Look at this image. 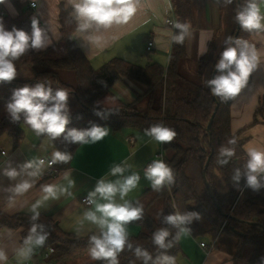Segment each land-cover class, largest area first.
<instances>
[{"label": "trees", "instance_id": "trees-1", "mask_svg": "<svg viewBox=\"0 0 264 264\" xmlns=\"http://www.w3.org/2000/svg\"><path fill=\"white\" fill-rule=\"evenodd\" d=\"M172 1H174L176 21L189 24L192 14L190 0ZM10 2L17 16L10 15L3 4H0V18H3L6 28L11 30L15 26L30 34L33 12L20 0H10ZM244 2L245 0H233L232 36L252 44L251 38L257 32L249 33L242 30L234 19L237 10ZM263 2L264 0H257L259 5ZM59 9L61 42L67 48V56L64 59L54 60L48 57L47 51L30 50L15 61L16 68L33 70L34 79L13 80L10 83L0 84V137L7 134L13 139L15 146L19 145L23 136V118L19 122H11L6 112V104L13 89L25 84L34 85L38 81L48 83L53 88H65L71 98L81 104L80 110L70 112L69 128L84 129L94 123L114 130L136 128L144 131L150 125L163 123L177 133L172 142L163 143L164 162L174 170L176 179L173 185L165 187L160 192L151 188L146 192V195L150 194L152 199L149 207L143 208L144 218L132 222L141 227L138 236L130 237L134 248L140 246L155 258L159 250L152 243L153 232L161 227H168L171 232L169 238L172 239L178 231L161 223V213L167 215L176 211L181 213L192 211L200 215L199 220L193 221L188 226L191 228L190 235L193 238L216 239L220 233H227L236 239L234 259L241 260L247 257V264H264V231L254 224L264 226V188L258 192L251 190L246 186L243 177L238 185L231 181L234 169L243 166L235 155L227 165L222 166L217 162L219 148L222 145L236 150L245 140L241 139V132L234 134L231 129L233 98L221 101L213 96L206 86L205 57L198 62V75L193 82L192 79L181 74L180 66L187 60L186 35L183 44L173 42L167 70L158 64L141 67L123 59H114L97 71L74 41L76 20L72 16V9L65 8L63 4H60ZM178 31L175 28L174 35ZM218 58L219 55L217 60ZM61 72H73L76 85L65 84L60 79ZM124 78H130L149 87L145 115L134 109L133 105L125 107L130 112L98 109V101L116 82ZM251 81L252 74L248 85ZM97 111L103 115H96ZM213 116L211 131L207 133L206 128ZM258 117H264V97L256 110L253 125L260 123ZM39 138L48 137L39 136ZM229 140H235L236 143L230 145ZM51 142L56 150L70 153L72 159L81 146V144H68L62 138ZM72 159L68 163L57 162L55 166L61 170L67 169L71 166ZM157 204H161L160 214H151V208ZM32 216L26 213L15 216L0 213V231L22 229L21 244L27 245L25 241L32 224H42L49 235L45 244L39 248L47 251L45 258L47 264H76L79 260L90 258L88 241L93 234L78 236L62 230L51 216L39 215L35 221L32 220ZM180 236L174 241V246L167 250V254L175 258V264H178L182 253ZM118 259L119 264H142L141 260L136 259L134 252L128 249L120 253ZM90 264H104V262L92 260Z\"/></svg>", "mask_w": 264, "mask_h": 264}, {"label": "crops", "instance_id": "crops-1", "mask_svg": "<svg viewBox=\"0 0 264 264\" xmlns=\"http://www.w3.org/2000/svg\"><path fill=\"white\" fill-rule=\"evenodd\" d=\"M20 2L31 9L33 17L40 21V26L47 31V39L51 42L45 49L34 51H47L50 59H64L67 56V48L61 42L59 6L63 4L65 8H71L67 5L66 0H20ZM32 3H35L36 7L32 8L30 6ZM223 3V0H190L192 14L189 20L200 23L201 27L195 31L191 27L189 28L187 63L192 61L198 64L205 57V82L212 68L214 72L217 57L224 46L221 41L213 52L209 49L213 45L210 37L219 30L224 31V19L226 15L230 16L231 4H228V13V10L225 12ZM3 6L10 15L17 16L10 0H6ZM172 7V0H139L136 13L127 24L114 25L110 29L82 34L77 31L76 22L73 38L97 71L114 59H123L141 67L158 64L167 70L173 44L171 38L174 36L175 30V26H171L167 22L174 19L177 23ZM259 7L264 13V3H261ZM251 43L261 54V64L252 73L250 85L233 97L231 105V129L234 134L244 131L241 139L245 142L240 147L244 154H246L247 146H264V117H258L260 123L253 125L256 110L264 97V33L257 32L251 38ZM150 44H152V50L148 51ZM205 49H207L206 53L212 52L211 56L206 58V53L199 54ZM29 75V79L18 78L16 80H33V71ZM60 79L70 86L76 85V77L73 72H61ZM148 90L147 85L130 78H124L111 87L109 92L98 101L97 107L100 110L130 112L125 107L133 105L134 109L136 108L142 115H145ZM72 100H74L73 97ZM75 102L80 109L79 101ZM107 128L110 129L109 135L104 139L96 143L81 145L77 149L69 168L61 170L55 166L57 172H49L48 167L43 165L37 177H28L26 174H22L18 181L29 180L32 186L20 193L14 190V185L18 181L10 180L4 176L2 174L3 167L8 162L18 168L19 165L27 161H39L43 158L51 160L52 153L56 151V148L48 138L40 139L24 122L22 123L23 136L18 146L14 145L13 139L7 134L1 136L0 213L8 216L21 213L33 215L32 206L40 201L42 203L37 208L40 215L51 216L58 222L62 230L83 237L97 234V226L84 219V213L93 210L94 206L85 207L81 200L94 189L99 179H117L110 175L109 170L114 164L125 162L130 168L124 175L136 172L141 177L138 186L127 195L126 199L133 204L143 205V208L149 207L152 196L146 195V192L151 188V185L144 178V169L161 152L163 143H158L145 136L144 131L140 129L114 130L110 127ZM252 137H256L257 142L252 141ZM247 138H250L251 141H247ZM2 152H5V155H2ZM236 158L240 162L238 154ZM243 159L245 157H241V160ZM240 164L243 163L240 162ZM46 185H55L58 189L63 188L66 191L59 194L58 199L45 201L43 200L45 195L43 187ZM117 201L122 202L119 201V196H117ZM128 232L130 237H136L141 232V227L138 224L130 223ZM21 233L22 229L0 231V253L6 257L0 261V264H47L45 259L47 251L33 247L32 252L28 254L29 245L21 244ZM223 234L220 233L216 239L210 237L197 239L190 234H181L182 253L178 264H238L237 262L240 260L234 259L236 239H232L231 235L232 238L224 237L222 239ZM192 238L196 244L193 243ZM209 238L211 243H206ZM212 245H214L213 249L206 253L205 249Z\"/></svg>", "mask_w": 264, "mask_h": 264}, {"label": "clouds", "instance_id": "clouds-1", "mask_svg": "<svg viewBox=\"0 0 264 264\" xmlns=\"http://www.w3.org/2000/svg\"><path fill=\"white\" fill-rule=\"evenodd\" d=\"M225 5L232 4L233 0H223ZM6 0H0V4ZM72 9V16L77 22V31L90 34L92 31L110 29L114 25L127 24L137 11L139 0H66ZM35 6V4H33ZM235 22L240 28L249 33H264V13L261 12L257 0H245L235 15ZM175 28L178 33L172 36L176 44H183L189 32L190 25L177 22ZM31 33L13 26L8 30L3 18H0V84L12 82L17 77L15 61L30 50L45 49L51 42L47 39V31L40 26L35 17L31 21ZM205 49L199 53L203 55ZM261 64V54L255 45L246 40L228 36L224 40L223 50L214 67L217 74L207 80L206 86L211 94L221 101L236 97L248 85L249 77ZM69 92L65 88H53L50 84L36 82L34 85L25 84L13 89L11 97L6 104V112L11 122L16 123L23 118L24 124L38 136H47L51 140L62 138L68 144L87 145L101 141L109 135L110 129L97 124L88 128H69L70 109ZM96 115L102 116L99 111ZM144 135L158 143H170L177 133L174 129L163 123H156L144 129ZM235 140L228 144L234 145ZM247 159L242 167L234 169L231 181L238 185L243 177L246 186L258 192L264 188V146L251 145L246 149ZM235 155L232 147L221 146L218 154V164L227 165ZM72 156L66 151L52 153L50 163H68ZM44 165L43 160L27 161L19 167H13L10 162L3 167L2 174L10 180L18 181L22 174L28 177H37ZM130 168L127 163L114 164L109 172L115 180L101 178L97 181L86 200L94 206L93 210L84 213V219L97 226L98 233L89 237V256L93 261H102L104 264H119V255L125 249L132 250L136 259L142 264H175V258L167 254V250L174 246V241L181 234H190L188 227L195 220L200 219L197 212H179L164 215L161 213V223L177 229L176 236L170 239L171 232L168 227H161L153 232L152 243L159 250L153 258L146 249L136 246L134 248L128 232V225L144 218V209L141 204H133L126 199L127 195L135 189L141 179L139 173L132 172L124 175ZM144 178L150 182L151 189L160 192L165 187L175 183L174 170L162 159L153 160L144 169ZM29 180H19L14 185L17 193L24 192L31 187ZM66 191L58 189L55 185L43 187L45 193L43 200L58 199L59 194ZM119 196V201H117ZM102 201V202H100ZM42 202L32 206V220L39 218L37 208ZM49 233L42 224L33 223L25 243L29 245L27 253L33 247H42L48 239ZM6 259L0 253V261Z\"/></svg>", "mask_w": 264, "mask_h": 264}, {"label": "rangeland", "instance_id": "rangeland-1", "mask_svg": "<svg viewBox=\"0 0 264 264\" xmlns=\"http://www.w3.org/2000/svg\"><path fill=\"white\" fill-rule=\"evenodd\" d=\"M173 3H174V1H172V6H173ZM223 6H224L225 12L228 10V13H229L228 5H225L223 3ZM172 8H174V7H172ZM223 24H224V31H219V32L217 31V32H215V34H213L210 37L213 45L211 47H209V49H211L212 52L216 49V47H218L220 45L218 43H221V41H222V44H224V40L228 36H232L233 29H234L233 13H232V4H231L230 16L229 15H226ZM189 25L192 28V30H194V31L197 30V29H199L201 27L200 23H196L194 21H189ZM63 45H65V44L63 43ZM212 52L210 51V52L206 53L205 54L206 58H207V56L208 57L211 56ZM197 65H198L197 63H193L192 61H188V63H187V60L184 61L181 64V66H180L181 74L184 75V76L186 75V77L189 78V79H192L191 82H193L194 79L198 75V67H197ZM31 71H33V70H31L30 68H17V77H16V79H18V78L29 79L30 78L29 73H31ZM212 72H213V68L211 69V71H210V73H209V75L207 77V80L211 79ZM68 103H69L70 112H77L78 110H80V109H78L79 107L76 106L77 104L72 100L71 96H69V102ZM243 132H241V135H243ZM249 140H250V138H247V141H249ZM251 140L257 142V138L256 137H252ZM235 154H236V156H237V154H238V156H240V162H242L244 164L245 161H246V159H247V155L243 153V151H242V149L240 147L235 150ZM241 157L242 158L245 157V159L241 160ZM160 212H161V204H157L156 206H153L151 208V214H157L158 215V214H160ZM224 237L230 238L231 236L229 234H225L224 233L222 235V239H224ZM197 239H200V238H197ZM211 239L209 238L208 240H206L207 241L206 243H211L210 242ZM232 239H235V238L233 237ZM192 241H193L194 244H196L193 238H192ZM218 246L220 247V244ZM90 263H92V259H90V258H86V259L79 260V261L76 262V264H90ZM237 263L238 264H247V257L241 259Z\"/></svg>", "mask_w": 264, "mask_h": 264}, {"label": "built area", "instance_id": "built-area-1", "mask_svg": "<svg viewBox=\"0 0 264 264\" xmlns=\"http://www.w3.org/2000/svg\"><path fill=\"white\" fill-rule=\"evenodd\" d=\"M33 4H35V3H32L30 6H31L32 8H33V7H36V4H35V6H33ZM167 23H168L169 25H171V26H175V24H176L174 19H172V20H168ZM151 50H152V44H150L149 47H148V51H151ZM2 155H5V152H2ZM156 159H162L163 161L165 160V152H164L163 148H162L161 152H159L158 155L156 156L155 160H156ZM40 160H43V161H44V165H46V166L48 167L49 172H57V170L55 169V164L50 163V161H51L50 159L43 158V159H40ZM151 162H152V161H151ZM151 162H149L148 164H150ZM148 164H147V165H148ZM147 165H146V167H147ZM146 167H145V168H146ZM86 197H87V196H86ZM86 197L82 198L81 203H82V205L85 206V207H91L92 205H90V204L87 202ZM213 247H214V245H212V246H210V247H207V248L205 249L206 253H209V252L213 249ZM27 264H28V263H27Z\"/></svg>", "mask_w": 264, "mask_h": 264}, {"label": "water", "instance_id": "water-1", "mask_svg": "<svg viewBox=\"0 0 264 264\" xmlns=\"http://www.w3.org/2000/svg\"><path fill=\"white\" fill-rule=\"evenodd\" d=\"M216 74H217V72H216V70H214L212 78H213ZM213 120H214V116L212 117L210 123L208 124V126H207V128H206V129H207V133H209V132L211 131V128H212V125H213ZM208 164H209V160H208L207 165H208ZM254 224L257 225L262 231H264V226L259 225V224H256V223H254Z\"/></svg>", "mask_w": 264, "mask_h": 264}]
</instances>
